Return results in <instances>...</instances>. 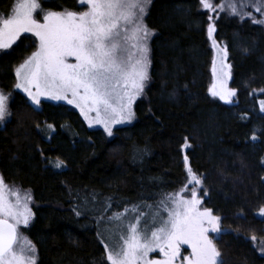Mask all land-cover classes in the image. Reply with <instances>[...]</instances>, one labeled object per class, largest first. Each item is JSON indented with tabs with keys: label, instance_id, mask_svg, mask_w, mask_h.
<instances>
[{
	"label": "trees",
	"instance_id": "trees-1",
	"mask_svg": "<svg viewBox=\"0 0 264 264\" xmlns=\"http://www.w3.org/2000/svg\"><path fill=\"white\" fill-rule=\"evenodd\" d=\"M13 2L0 0V15ZM60 4L74 8L75 0L47 6ZM146 22L155 32L149 87L134 123L113 138L88 129L64 105L45 101L35 109L14 90V67L30 50L23 41L0 57V88L11 93V116L0 128V174L32 195L34 216L23 232L36 264H107L100 226L176 190L184 154L202 177L204 207L221 218L214 243L223 264H264L253 244L264 238V29L218 18L215 38L226 46L236 91L235 102L223 105L207 95L210 50L198 0H152Z\"/></svg>",
	"mask_w": 264,
	"mask_h": 264
},
{
	"label": "snow or ice",
	"instance_id": "snow-or-ice-1",
	"mask_svg": "<svg viewBox=\"0 0 264 264\" xmlns=\"http://www.w3.org/2000/svg\"><path fill=\"white\" fill-rule=\"evenodd\" d=\"M78 2L86 9L54 11L44 8L43 0H17L13 13L0 17V52L11 49L22 34L34 36L37 50L15 68L14 87L25 93L37 108L41 98L66 101L80 110L90 127L93 121L89 114L95 113L94 122L103 125L108 136H112V125L130 123L134 118L132 103L143 93L149 78L148 40L152 33L144 17L151 0ZM200 4L209 12L216 10L211 0H200ZM254 7L256 11L264 9V0H256ZM227 8L232 15L240 14L235 3H229ZM224 10L225 5H219V11ZM250 18L253 23H264L254 16ZM214 31L210 22L208 38L215 49ZM69 57L75 62L70 63ZM227 68L228 65L222 64L217 72L214 61V81L209 94L230 104L236 91L227 86ZM10 96L11 93L0 91V127L11 116ZM260 111L264 112V100L260 101ZM52 127L48 125L49 129ZM189 146L186 139L184 148ZM184 165L187 183L192 186L190 198L184 196L187 186L166 195L159 205L167 213V219L161 218L158 227L154 221L152 227L145 225L142 229L139 218L129 223L126 233L120 236L122 243L116 247L105 244L109 264H223L221 252L209 237L210 232L222 233L221 218L207 208H200L203 180L193 173L187 156ZM203 195L208 192L204 190ZM30 200V196L22 199L18 191L8 189L0 178V264H36L34 245L20 234L21 226L27 228L32 217ZM76 214L82 215L79 210ZM156 215L159 216V211ZM259 215L264 216V207ZM108 219L122 221V216L117 213ZM182 246L191 249L189 255H182ZM157 251L162 259H151L150 254ZM261 251L264 253V248Z\"/></svg>",
	"mask_w": 264,
	"mask_h": 264
},
{
	"label": "rangeland",
	"instance_id": "rangeland-1",
	"mask_svg": "<svg viewBox=\"0 0 264 264\" xmlns=\"http://www.w3.org/2000/svg\"><path fill=\"white\" fill-rule=\"evenodd\" d=\"M52 1H55V0H43V7L46 8V9H52L53 10V8H50L49 6H47ZM151 2H152V0H151ZM211 2L214 5H216V10L215 11H212V12H209L208 10L204 9L201 6L200 0H198L199 10L206 15V19H207V25H206V28H205V33H206L207 45H208V48L210 50V59H209V67H208L209 77H208V85H207V95L212 100H215V101H217V102H219V103H221L223 105H232L235 102L236 96L232 97V103L226 104L222 100H220L218 97H213V96H211L209 94V88L212 86L213 81H214V76H213L214 61H215V67H216L217 72L220 71L222 64L228 65V68L226 69V71L229 72V77L227 78V86L230 89H233V88L231 87L232 67H231V63L229 61V55H228L226 46H225V44L223 42H220V41H218L215 38V31H214V33H213V39H215V41L217 43V48H215V49L213 48L212 41L209 40V38H208V24L211 22L213 24L215 30H216V22H217L218 18L221 15H225V16H230V17L231 16L232 17H236L240 21H248L250 24L259 25V26H261L264 29V23H253L252 22V19L250 18V16H254L257 20H264V9H262L261 11H256V9L254 7V5L256 3V0H211ZM16 3H17V0H14L13 5H12V7H11L10 12H9L8 15H10V14L13 13L14 7H15V4ZM229 3H235L236 6H237V12L240 13V14L232 15L231 14V11L227 8V5ZM221 4H224L225 5V10L222 11V12L219 11V5H221ZM241 4H244L245 7L241 8ZM60 6H62L61 9L54 10V11H62L64 9L71 10V11H81V10H85L86 9V6L82 7L79 4L78 0H75V7L74 8H65V7H63L62 4H60ZM149 8H150V6L148 7V10H149ZM148 10H147V13H148ZM243 13H248V14H250V16H243L242 15ZM210 16L212 17V20L211 21L209 20V17ZM0 17H6V16L0 15ZM146 17H147V14L144 17V23L146 24V26L150 29V31L152 33V35L150 36V38L148 40V48H149V53H148V58H149L148 77H149V74H150V66H151V50H150V45H151V40H152L155 32H154L153 29H151L147 25ZM38 19H40V22H42V17L38 16ZM22 41H23L25 47L27 49L29 48L30 50L24 56V58L14 67V74H15V68L17 66H19L21 63H23V61L25 59H27L29 56H31V54L34 51L37 50V46H38V41L36 40V38L34 36H32L31 34H29V33H25V34H22V36L20 37V39H18L17 42L12 46V48L11 49H8L6 53L10 52L15 46H17ZM225 50L227 52L226 58H224V51ZM3 54H5V53L4 52H0V57ZM68 60H69L70 63H74L75 62L74 59L71 58V57H69ZM149 81H150V78H148V80L145 81V87H144L143 93L141 95H139L133 101V103H132V106L131 107H132V111L134 113V118L132 119V121L130 123L125 122L123 124H114V125H112V130H113V135L112 136H108V134L104 131L103 125L96 124L94 122L95 113H90L89 114V118L93 121V123H92V125L90 127L89 126V122L87 120H85V118L81 115L80 110L78 108H76V107L68 104L64 100L57 101V100H49V99L41 98V103L47 101V102H50V103H53V104L64 105V106H66V107L74 110L75 112H77L79 114L80 118L82 119V121L84 122L85 126L88 129L101 131L103 134L106 135L107 138H113L114 137V134H115V132H116L117 129L130 126V125H132L134 123V121L136 119L135 105H136V103L139 100H142V99H144L146 97V92H147V89L149 87ZM15 83H16V77H15ZM15 83H14V85H15ZM14 90H16L17 92H19L22 95H24L25 98L27 99V101L29 102V104L32 107H34L35 109H40L41 104H40V106L38 108L36 106H33L31 104V101L28 100V97L25 95V93H23L19 89H16L15 87H14ZM0 91H3L5 94H8L4 90H2L1 88H0ZM10 100H11V97H10ZM10 100H9V103H10ZM262 100H264V99H259L258 100V108H259V111H260V101H262ZM260 113H262L264 115V112H261L260 111ZM9 118H8V120H9ZM0 128H2V127H0ZM184 157H185V154L183 155L184 179H183L182 184L180 186H178L176 190H174L171 193H168V194H165V195L161 196L160 198H158L157 201H155L153 203H148V204L139 205V206H133V207H130V208H127V209L123 210L122 212L119 213L122 216V221H114V220L113 221H109V219H108V221L106 222V224L100 226L99 234H100L101 243L103 245L104 251H105V244H107L109 247H116L118 244L122 243V241H120V236L122 234H125L126 233V231H127V225L129 223H135L136 218H139L140 219V221H141V225L140 226H141L142 229L145 227V225H147L148 227H152L154 221H155V226L158 227L159 224H160L161 218L167 219V213L164 212V211H162L160 209V205H159V202L162 199H164L166 195H171L173 193L180 192L182 190V188H184L185 186H187V191L184 192V196H185V198H190L192 186L187 183L188 176H187V171H186L185 165H184ZM188 164H189V162H188ZM189 167H190V165H189ZM193 173L196 174V175H198L194 171H193ZM198 176H200V175H198ZM0 178L3 179V177H2L1 174H0ZM4 182H5V185H6V187L8 189H10L12 191H18L20 193L22 199H23V197L25 195L31 197V200L28 203V207L32 211V217H31V220H30V223H29V226H30V224L32 223V220H33V216H34L33 215L34 202H33V198H32V195H31L30 191L25 190V189H21L20 187H18L16 185L7 183L5 180H4ZM201 191H202V189L199 192L200 198L202 200V203L200 205V208L201 209H204L205 208L204 205H203V199L204 198H203V196H201ZM10 199H12L14 201L15 200V197H10ZM169 206H171V205H169ZM158 211H159V216L156 215V213ZM115 214H117V213H115ZM24 229H26V228H24L23 226H21V228H20L21 238L22 239H26V240H28V241L31 242V240L24 234V232H23ZM218 236L219 235L216 234V233H211V232L209 233V237L212 238L213 241L216 238H218ZM253 244L259 250V252L264 255V253H262V251H261V249L264 248V238L263 239H260V240H253ZM190 252H191V249H188L187 246H182V255H189ZM34 255L37 258V251L34 253ZM105 258H106L107 264H109V262L107 260V254L106 253H105ZM150 258L151 259H162L161 255H160V253L158 251L151 253L150 254ZM36 261H37V259H36ZM177 264H179V262H177Z\"/></svg>",
	"mask_w": 264,
	"mask_h": 264
}]
</instances>
